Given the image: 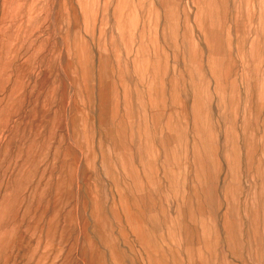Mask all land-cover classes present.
<instances>
[{"label":"rangeland","instance_id":"374dc122","mask_svg":"<svg viewBox=\"0 0 264 264\" xmlns=\"http://www.w3.org/2000/svg\"><path fill=\"white\" fill-rule=\"evenodd\" d=\"M0 264H264V0H0Z\"/></svg>","mask_w":264,"mask_h":264}]
</instances>
